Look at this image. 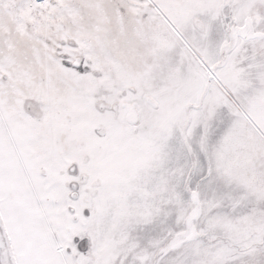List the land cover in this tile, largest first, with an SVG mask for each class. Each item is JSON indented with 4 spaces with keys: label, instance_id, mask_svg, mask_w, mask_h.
Here are the masks:
<instances>
[{
    "label": "snow or ice",
    "instance_id": "1",
    "mask_svg": "<svg viewBox=\"0 0 264 264\" xmlns=\"http://www.w3.org/2000/svg\"><path fill=\"white\" fill-rule=\"evenodd\" d=\"M0 264H264V0H0Z\"/></svg>",
    "mask_w": 264,
    "mask_h": 264
}]
</instances>
